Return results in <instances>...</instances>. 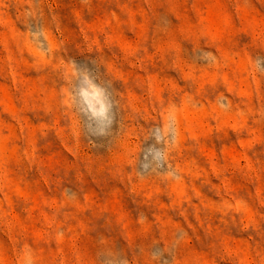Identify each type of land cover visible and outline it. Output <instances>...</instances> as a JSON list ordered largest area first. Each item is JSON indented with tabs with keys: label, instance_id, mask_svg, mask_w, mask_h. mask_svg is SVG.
Instances as JSON below:
<instances>
[{
	"label": "rangeland",
	"instance_id": "374dc122",
	"mask_svg": "<svg viewBox=\"0 0 264 264\" xmlns=\"http://www.w3.org/2000/svg\"><path fill=\"white\" fill-rule=\"evenodd\" d=\"M0 264H264V0H0Z\"/></svg>",
	"mask_w": 264,
	"mask_h": 264
},
{
	"label": "clouds",
	"instance_id": "9594fccd",
	"mask_svg": "<svg viewBox=\"0 0 264 264\" xmlns=\"http://www.w3.org/2000/svg\"><path fill=\"white\" fill-rule=\"evenodd\" d=\"M103 114H104L103 110L101 112L97 113V115H99V116H103Z\"/></svg>",
	"mask_w": 264,
	"mask_h": 264
}]
</instances>
